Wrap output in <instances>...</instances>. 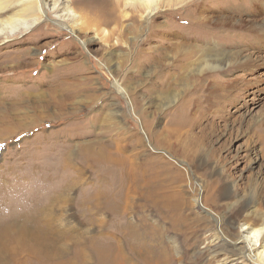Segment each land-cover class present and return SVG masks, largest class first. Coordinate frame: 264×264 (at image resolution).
<instances>
[{
  "label": "rangeland",
  "instance_id": "1",
  "mask_svg": "<svg viewBox=\"0 0 264 264\" xmlns=\"http://www.w3.org/2000/svg\"><path fill=\"white\" fill-rule=\"evenodd\" d=\"M156 1L68 0L79 38L49 14L0 45V264L129 227L160 264H250L204 251L264 226V0Z\"/></svg>",
  "mask_w": 264,
  "mask_h": 264
},
{
  "label": "bare ground",
  "instance_id": "2",
  "mask_svg": "<svg viewBox=\"0 0 264 264\" xmlns=\"http://www.w3.org/2000/svg\"><path fill=\"white\" fill-rule=\"evenodd\" d=\"M67 1L68 0H0V45L8 43L9 41H13L21 35L28 33L37 25H39V23L44 18H47L49 14H52L51 18H49L54 21L56 26L62 29H66L74 37H76V39L79 38L77 33L78 30L81 29L80 25H82L81 19H83V16L79 15L76 10L70 8L67 5ZM89 1L93 4L100 3L97 4L98 6L105 3H108L109 6H111L110 11H112V19H106L104 23H110L114 21L117 17V14L115 13V11L117 12V10L118 17L120 14L126 16L127 13L124 11V9H122V7L128 5V3L131 1L139 2L141 4V7H143L142 10L144 11V15L146 16L154 15L159 8V5L157 4L156 0ZM186 1L187 0H163V4L166 6H176ZM112 15L115 17V19ZM94 22L98 23L100 21L94 19ZM105 35L110 36V32L106 30ZM24 56H26V52L24 53ZM257 159L258 158H255V161H257ZM128 199L129 198L127 197L126 202L124 201V210H127V208L129 209L131 207ZM113 208L115 211H118L121 208L120 203H118L117 205L113 204ZM214 220H216L215 223L218 227L217 230L220 231V234L222 233V229H224L226 232L231 233V230L235 228L234 226L237 223L231 218L226 220V218L224 219L222 217H217ZM104 223L105 222H103L101 226H103ZM68 224L70 225V223ZM120 230L123 231V229ZM120 230L117 231L121 232ZM90 232H87L86 234L89 235L88 237L90 239H87L86 237V239H84L83 237H72L68 234H64L65 237H63L62 239L66 243H74V246L77 247L78 250L74 251V256L71 259H66L62 262L54 264H139L137 259L133 260V258H138L139 260H141L140 264H160L159 260H156L151 256V251H149L144 246L142 249V246L138 239L144 237V233L141 234L138 231L129 227L123 232V235L117 234V236H119L116 237L114 240H109L110 242H106L107 240L104 241L98 236H93ZM56 233H58V231ZM218 233L219 232L217 231L216 233H213L215 238L211 241L214 242L215 240H217V242L213 246L206 247L204 251L205 254H207L206 257L209 256L210 260L215 259L219 253L221 254L222 250H226L232 252L236 251L237 257L239 255L242 258H246L250 264H264V226L254 229L253 231H251V226H247L243 229V233H239V239H226L224 242L229 243L232 247H227L228 245L223 244L224 242L221 243V241L223 240V234L221 235V237L218 235ZM231 234H233L235 237V233ZM241 238L242 240L239 241ZM43 247V245L41 247H37V251L39 250L43 252L44 255L49 256V258H52V253L49 250V247ZM8 251H13V249L10 248ZM14 253L15 250L13 251V264H20L19 262H17L16 256L14 258ZM227 258L228 257L224 258V260Z\"/></svg>",
  "mask_w": 264,
  "mask_h": 264
}]
</instances>
